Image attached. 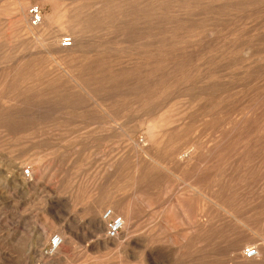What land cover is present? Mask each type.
<instances>
[{
  "label": "rangeland",
  "instance_id": "rangeland-1",
  "mask_svg": "<svg viewBox=\"0 0 264 264\" xmlns=\"http://www.w3.org/2000/svg\"><path fill=\"white\" fill-rule=\"evenodd\" d=\"M22 1L0 0V264H264V0H27L25 26Z\"/></svg>",
  "mask_w": 264,
  "mask_h": 264
},
{
  "label": "built area",
  "instance_id": "built-area-1",
  "mask_svg": "<svg viewBox=\"0 0 264 264\" xmlns=\"http://www.w3.org/2000/svg\"><path fill=\"white\" fill-rule=\"evenodd\" d=\"M32 14L33 25H38L41 22V11L39 7H33L30 9ZM70 43L66 41V44ZM23 177L27 180H32L33 176L29 169L23 171ZM102 220L104 223V238L106 240H115L123 233L124 230V219L120 215L116 214L112 209L105 210L102 214ZM62 245V238L59 235H55L51 238L48 251L55 252ZM257 255V250L249 248L245 251L247 258H253Z\"/></svg>",
  "mask_w": 264,
  "mask_h": 264
},
{
  "label": "bare ground",
  "instance_id": "bare-ground-1",
  "mask_svg": "<svg viewBox=\"0 0 264 264\" xmlns=\"http://www.w3.org/2000/svg\"><path fill=\"white\" fill-rule=\"evenodd\" d=\"M199 1V0H198ZM198 1H197V3H198ZM163 2V1H162ZM201 2V1H200ZM200 2H199V4H200ZM196 3V4H197ZM202 3V2H201ZM161 4V3H160ZM253 5V4H252ZM144 6H146V5H144ZM154 6V5H153ZM199 6V5H198ZM202 6V5H201ZM141 7H142V5H141ZM28 8H29V4H28V2H27V0H24V1H22V3L16 8V11H15V15H16V17L18 18V20H17V23L18 24H20V25H24V23H25V19H26V22H27V10H28ZM31 8V7H30ZM156 8V7H155ZM201 8V7H200ZM150 9V8H149ZM236 9V8H235ZM241 9V8H240ZM200 10V9H199ZM225 10V9H224ZM201 13V12H200ZM154 14V13H153ZM199 15V14H198ZM29 16H30V23H31V27L33 26V28L32 29H36V28H38V27H40L41 26V24L43 23V16H42V13H41V22H40V24H38V25H33V23H32V14L30 13V9H29ZM25 26V25H24ZM22 27V26H21ZM51 29V28H50ZM21 30V29H20ZM25 30H26V28H25ZM25 30H23V31H25ZM37 30V29H36ZM36 30H32V34H34L36 37H37V39H39V40H41L42 39V37H44L45 36V34H46V32H44L43 34H41L40 32H38V31H36ZM56 35V34H55ZM59 35H61V34H59ZM54 36V35H53ZM68 37V36H67ZM54 38V37H53ZM52 38V39H53ZM201 38V37H200ZM62 39V38H61ZM50 40V39H49ZM66 41H69V42H71V39H67V38H65L64 40H60V38L59 37H55L54 39H53V41H51V42H53V49H56V50H58V52L59 51H61V50H63L64 49V47H68V45L70 44V43H68V44H66ZM50 42V44H52ZM76 44V43H75ZM42 45V44H41ZM44 45V44H43ZM46 46V45H45ZM52 46V45H51ZM76 46V45H75ZM49 47V46H48ZM69 47H70V45H69ZM65 54V53H64ZM95 56V55H94ZM150 159V158H149ZM27 180V179H26ZM96 210H98V209H96ZM113 210V209H112ZM114 211V210H113ZM115 212V211H114ZM116 213V212H115ZM94 214V213H93ZM97 214V213H96ZM96 216V215H95ZM102 222H103V220H102ZM213 224V223H212ZM103 225H104V223H103ZM125 228H126V221H125V219H124V230H125ZM124 230H123V233H124ZM60 236V235H59ZM61 237V236H60ZM120 237V236H119ZM62 238V237H61ZM118 239V238H117ZM116 240V239H115ZM64 239H62V245L60 246V248L57 250V251H55V252H49V254L50 255H53V254H55V253H57V252H59L60 250H61V248L63 247V244H64ZM151 244V243H150ZM249 248H254V249H256L257 250V255L255 256V257H253V258H247L246 256H245V251L247 250V249H249ZM149 252L146 254L147 255V261H148V263H150V264H153V261H155L154 260V256L156 255L155 253H154V250L153 251H151L152 249H154V247H153V245L151 244L150 246H149ZM264 250V249H263ZM175 254V253H174ZM243 258L246 260V261H254V260H257L258 258H259V251H258V249L256 248V247H248V248H246V249H244V251H243ZM239 262V261H238ZM155 263V262H154Z\"/></svg>",
  "mask_w": 264,
  "mask_h": 264
}]
</instances>
